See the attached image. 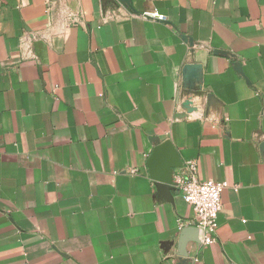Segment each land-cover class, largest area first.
<instances>
[{"label":"crops","instance_id":"1","mask_svg":"<svg viewBox=\"0 0 264 264\" xmlns=\"http://www.w3.org/2000/svg\"><path fill=\"white\" fill-rule=\"evenodd\" d=\"M0 264H264V0H0Z\"/></svg>","mask_w":264,"mask_h":264},{"label":"built area","instance_id":"2","mask_svg":"<svg viewBox=\"0 0 264 264\" xmlns=\"http://www.w3.org/2000/svg\"><path fill=\"white\" fill-rule=\"evenodd\" d=\"M151 15L161 18L157 13ZM174 185L194 212L192 219L182 222L180 225L195 227L200 232L198 241L201 244L214 242L218 217L222 210V191L228 186V183L199 179L196 175V165L190 161L185 169L175 176ZM181 252V255H185L184 251Z\"/></svg>","mask_w":264,"mask_h":264},{"label":"water","instance_id":"3","mask_svg":"<svg viewBox=\"0 0 264 264\" xmlns=\"http://www.w3.org/2000/svg\"><path fill=\"white\" fill-rule=\"evenodd\" d=\"M162 152H165L168 154V157L170 159H167V161H164L161 165V168L156 169L155 162L157 161L158 156L161 155ZM173 150V147L169 142H162L158 143L148 162V165L150 167V172L151 175L159 181V183H162L163 185H174L173 182V171L177 168H180L182 166V163L180 162L177 154ZM184 231V230H183ZM185 232V231H184ZM188 240L185 238V235L182 234L181 236V241H180V246H186V242ZM182 253V252H181ZM184 254V252H183Z\"/></svg>","mask_w":264,"mask_h":264}]
</instances>
